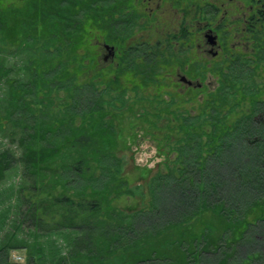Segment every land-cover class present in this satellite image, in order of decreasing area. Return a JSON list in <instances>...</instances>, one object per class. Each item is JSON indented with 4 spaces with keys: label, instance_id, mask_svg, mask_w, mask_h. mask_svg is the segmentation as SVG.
Segmentation results:
<instances>
[{
    "label": "trees",
    "instance_id": "obj_1",
    "mask_svg": "<svg viewBox=\"0 0 264 264\" xmlns=\"http://www.w3.org/2000/svg\"><path fill=\"white\" fill-rule=\"evenodd\" d=\"M169 1L200 19L214 7ZM147 2L0 0V131L15 147L0 152V182L20 166L22 217L36 238L70 233L64 252L8 242L0 264H21L7 260L13 249L22 264H264V0H252L245 26L250 57L213 64L215 88L195 114L164 99L160 43L125 45ZM96 39L114 46L115 65L99 66ZM141 135L175 154L165 174L133 164Z\"/></svg>",
    "mask_w": 264,
    "mask_h": 264
},
{
    "label": "rangeland",
    "instance_id": "obj_2",
    "mask_svg": "<svg viewBox=\"0 0 264 264\" xmlns=\"http://www.w3.org/2000/svg\"><path fill=\"white\" fill-rule=\"evenodd\" d=\"M207 1L214 6L213 10L211 13L205 14L200 19L199 16L193 13L192 9L191 11L187 10L186 15L183 14L180 8L175 7L169 0H148L145 4V11L146 14H148L147 17L140 18L137 23L140 27L136 26L132 29L134 36L130 37L127 40V43H125V45L131 46L135 45V43H139L138 50L140 52L145 50L141 47L142 44H145L146 47H152L159 43L161 44L160 48L162 50L164 49V51L163 57L160 59L161 62L157 78H160L162 81L161 89L164 99L168 100L169 97H172L177 103H181V105L186 107L188 110H191L192 105L194 106L198 100L203 99L208 91H212L215 88L217 78L216 76H213L210 68L214 63L220 64L219 62L223 61L225 58L223 56L224 53L234 52L235 54L242 55L244 57H250L251 55L248 43L249 41H247V37L245 35V26L248 18L255 10V0H253L254 2H252V0ZM205 28H208L210 31L217 30V34H215V32L212 33L213 36H218V47H215L214 49L218 55L215 59H212L207 53L210 47L207 46L208 43L204 38V35L207 34L206 31H203ZM181 32L186 34V38L180 39L178 42L174 40L171 42L170 48L166 47V42L174 37L180 38L182 34ZM182 40L184 43L183 45L180 44ZM190 42L193 44L194 49L195 45L201 46L200 51H197L196 53L197 62L194 64L196 71L199 67H203L208 70V72L206 71L204 74L203 78L200 77L195 81L192 80L195 86L199 84V89L204 87L203 93L199 92V89H197L196 92H190V90H186V87L178 81L177 75L182 74L181 71L184 69L183 67L186 65V62L188 61L187 59H190L188 51L185 50L186 46L191 44ZM93 44L96 46L99 66L107 67L111 64L115 65L116 58L113 60L114 62L112 60L102 62V58L106 55V53L101 47L105 44L100 43L99 39H96ZM179 46L182 48H178ZM228 55L230 56V54ZM165 61L174 63L168 67ZM177 63H180V66H178ZM256 81H264V66L258 70ZM128 97H132V93L130 91L125 93V98ZM191 113H196L194 108L191 110ZM164 124L165 122L158 124V130H153L156 138L162 137L164 128H159L163 127ZM9 129L10 128H8V130ZM127 129L129 128L125 126V130ZM135 130L138 131L139 128L136 127ZM5 133L6 132L0 131V152L5 148L15 150L14 145L12 146L9 143L7 133ZM129 142L134 143L132 140ZM135 143L136 145L133 147L131 153L134 159L133 164L142 170L146 168L151 170L152 173L157 171L161 174H165L167 167H164V164L167 163L168 165V162L174 159L175 154H162L157 150L156 142L151 137H144L141 135ZM245 163V160H241L237 163V168L243 169ZM230 165L234 166L233 164ZM169 166H172V164H169ZM231 166H228L227 168L225 167V173H223V176H220L221 178L223 177L227 179L226 177H230V175L233 174ZM20 170V166L13 167L8 171L5 179L0 182V260H6L4 251L5 244L14 240L32 243L35 239H37V241L34 242H41L47 252H50L51 250L64 252L65 239H68V234H70L69 232H65L64 234L62 233V236L56 234L52 237L46 236L36 238L35 229L30 228L29 223L23 219L22 212L24 207H22L19 190L20 184L22 183ZM132 173L133 172L131 171L129 175ZM209 188L211 187H208V189ZM224 192L225 193L223 194L227 195L226 193L228 191ZM125 202L126 204H132L134 199L126 198ZM258 211L259 214L264 212V202L260 205ZM212 214L213 213L211 212V216ZM211 216L209 217L210 220L212 219ZM261 241L264 242V236L261 238ZM55 248H58V250ZM17 258H19V260H17ZM7 260L10 263L15 262L22 264L26 260L25 252L20 249L9 250Z\"/></svg>",
    "mask_w": 264,
    "mask_h": 264
},
{
    "label": "flooded vegetation",
    "instance_id": "obj_3",
    "mask_svg": "<svg viewBox=\"0 0 264 264\" xmlns=\"http://www.w3.org/2000/svg\"><path fill=\"white\" fill-rule=\"evenodd\" d=\"M203 31H206L207 33L211 32V34L213 32H215V34H217V30L216 31H214V30H211L210 31L208 28H205V30H203ZM191 37H192V35H191ZM216 37H217V39H216V45L214 47H210L207 44V46L210 47V49L207 51V53L210 55V57L212 59H215L217 57V55H218V53L214 51L215 47H218V36H216ZM191 42H192V40H191ZM101 48L106 53V55H104L103 58H102V62H107V61H111V60L113 61V60H115V58H117V51L115 50L114 47H113L114 48V50H113L114 51V54H113L112 57H110L108 55L107 51L103 48V45H102ZM178 48H182V47L179 46ZM200 49H201V46L200 45H195V49H194V46H193L192 43L186 46V49L185 50L188 51V54L190 56V59H187L188 61L186 62V65L183 67L184 69L181 71V73L183 75L182 74L181 75H179V74L177 75L179 83L180 84H183L186 87V90H190V92H196L197 89H199V84H197L195 86V84L193 83L192 80L195 81V80L199 79L198 72L196 71V67L194 66V64H195V62H197V57H196L197 55H196V53H197V51H200ZM223 53H224V51H223ZM223 56H225V53L223 54ZM182 78H185L186 81L185 82L182 81ZM188 82H190V85L188 84Z\"/></svg>",
    "mask_w": 264,
    "mask_h": 264
},
{
    "label": "water",
    "instance_id": "obj_4",
    "mask_svg": "<svg viewBox=\"0 0 264 264\" xmlns=\"http://www.w3.org/2000/svg\"><path fill=\"white\" fill-rule=\"evenodd\" d=\"M204 38L206 39V41H207V43H208V45L210 46V47H214L215 45H216V37L215 36H213L212 34H211V32H209V33H207L205 36H204ZM103 48L107 51V53H108V55L110 56V57H112L113 56V54H114V48L112 47V46H109V45H103ZM107 58V57H106ZM105 58V59H106ZM182 81H186L185 80V78H182ZM188 84L190 85V82H188Z\"/></svg>",
    "mask_w": 264,
    "mask_h": 264
},
{
    "label": "built area",
    "instance_id": "obj_5",
    "mask_svg": "<svg viewBox=\"0 0 264 264\" xmlns=\"http://www.w3.org/2000/svg\"><path fill=\"white\" fill-rule=\"evenodd\" d=\"M17 260H19V258H17Z\"/></svg>",
    "mask_w": 264,
    "mask_h": 264
}]
</instances>
